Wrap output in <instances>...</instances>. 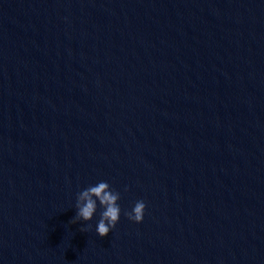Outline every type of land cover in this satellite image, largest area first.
I'll return each mask as SVG.
<instances>
[{
  "label": "water",
  "instance_id": "1",
  "mask_svg": "<svg viewBox=\"0 0 264 264\" xmlns=\"http://www.w3.org/2000/svg\"><path fill=\"white\" fill-rule=\"evenodd\" d=\"M0 264H264V0H0Z\"/></svg>",
  "mask_w": 264,
  "mask_h": 264
},
{
  "label": "clouds",
  "instance_id": "2",
  "mask_svg": "<svg viewBox=\"0 0 264 264\" xmlns=\"http://www.w3.org/2000/svg\"><path fill=\"white\" fill-rule=\"evenodd\" d=\"M127 191V186H125ZM121 193L117 191L106 180H98L94 184H89L76 193L75 216L72 222H85L81 230L87 231L92 225V221L99 210V219L94 225V230L98 236L108 235L120 221L122 209L119 204ZM146 204L142 199L136 200L130 210L124 211L130 221L141 223L144 219Z\"/></svg>",
  "mask_w": 264,
  "mask_h": 264
}]
</instances>
